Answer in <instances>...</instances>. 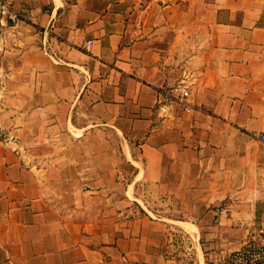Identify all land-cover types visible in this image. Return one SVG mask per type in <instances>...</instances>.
Listing matches in <instances>:
<instances>
[{"label":"crops","instance_id":"0c3cea01","mask_svg":"<svg viewBox=\"0 0 264 264\" xmlns=\"http://www.w3.org/2000/svg\"><path fill=\"white\" fill-rule=\"evenodd\" d=\"M10 1L0 264H231L264 240V0ZM37 113L64 114L84 179L30 152Z\"/></svg>","mask_w":264,"mask_h":264},{"label":"rangeland","instance_id":"374dc122","mask_svg":"<svg viewBox=\"0 0 264 264\" xmlns=\"http://www.w3.org/2000/svg\"><path fill=\"white\" fill-rule=\"evenodd\" d=\"M2 75H0V139L14 140L17 139L16 132L18 133L19 131H16L14 127V96L6 94V81ZM10 109H13V111ZM63 116L64 114L60 116L56 114V116L47 118L50 120L54 119L51 120L53 121L51 125H48V123H44L46 118H42L41 113L32 114L29 116L31 118V121L29 120V127L28 129L24 128L22 134L32 140L30 141V145H28L30 152L39 154L42 158L46 154L44 157L45 161L42 164L45 168H48V171L51 169L50 172H54L55 168L53 166H58L59 163L64 177H68L67 182L73 184L78 179L84 178H80L79 176L76 179L74 175H71L74 166L67 158L68 153L73 151V144H70V141L75 136L71 135L67 128H65ZM25 149L28 148L25 147ZM76 150L80 152L81 148Z\"/></svg>","mask_w":264,"mask_h":264},{"label":"built area","instance_id":"2783aa9c","mask_svg":"<svg viewBox=\"0 0 264 264\" xmlns=\"http://www.w3.org/2000/svg\"><path fill=\"white\" fill-rule=\"evenodd\" d=\"M17 14L14 12L10 0H0V25L6 22H16ZM179 99L183 100L189 95L188 83L182 80L179 85ZM185 110H190L184 105ZM260 138H264V132H260ZM231 264H264V240L251 239L242 248L234 250L229 255Z\"/></svg>","mask_w":264,"mask_h":264}]
</instances>
